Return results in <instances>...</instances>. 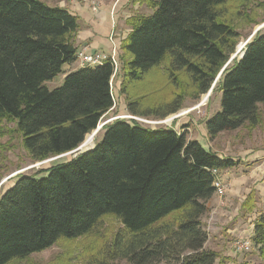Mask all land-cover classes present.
Here are the masks:
<instances>
[{"label":"trees","instance_id":"obj_1","mask_svg":"<svg viewBox=\"0 0 264 264\" xmlns=\"http://www.w3.org/2000/svg\"><path fill=\"white\" fill-rule=\"evenodd\" d=\"M224 2L133 0L150 11L125 20L129 31L118 49L120 92L165 62L174 83L183 71L195 97L207 93L239 38L222 15ZM78 30V16L65 7L45 0H0V123L15 122L34 161L89 143L96 131L90 132L114 106L115 69L109 57L66 70L59 87L49 90L45 85L77 61ZM217 90L219 110L205 120L210 140L259 121L264 30L249 39L241 58L223 69ZM126 108L132 115L164 117L180 104L172 99L139 110L133 100ZM102 130L91 149L50 165L40 171L44 176L21 174L1 193L0 264L25 259L61 239L78 238L106 215L123 226V233L113 237L111 257L130 264H229L227 257L205 246L201 217L215 194L213 170L229 169L234 161L169 127L116 118ZM254 205L250 192L241 209L251 213ZM172 214L173 221L165 222ZM250 238L264 257V211L254 219Z\"/></svg>","mask_w":264,"mask_h":264},{"label":"rangeland","instance_id":"obj_2","mask_svg":"<svg viewBox=\"0 0 264 264\" xmlns=\"http://www.w3.org/2000/svg\"><path fill=\"white\" fill-rule=\"evenodd\" d=\"M45 1L49 5L60 7H71L72 1L77 2V0ZM112 1L109 0L107 4L102 5V9L111 7ZM116 5L118 27L115 25L117 16L115 20L112 16L109 17V13L94 17L93 22L97 26L92 38L95 45L89 50L86 49L87 52L110 55L111 46L105 41L112 27L115 25L114 36L119 49L120 41L129 31L126 18L134 13L150 11L145 4L133 3V0H119L113 7ZM114 11L110 12L113 16L116 14ZM221 11L223 17L239 33L235 50L225 63L224 69L230 67L241 56L245 44L256 32L264 30V0H225ZM92 13L94 12H91L90 16ZM120 53L118 50L117 66L112 81L114 106L102 116L98 127L90 132L96 131L89 143L84 145L81 143L79 148L68 153L34 161L21 143V135L16 129L15 122L0 123V195L14 183L19 175L44 176L46 173H40V171L94 146L95 142L101 139L102 126L116 118L134 120L150 128H173L178 132H186L188 138L198 140L206 149L218 156L234 161L233 167L218 171V176L224 185V192L221 196L214 194L207 201V211L201 217V223L207 233L205 246L216 251L219 256L227 257L229 264H264V257L259 255L250 238L254 219L264 211V105H258L259 121L257 123L246 122L235 130L222 131L215 139L210 140L206 134L205 120L219 110L218 75L212 84L211 92L195 97L184 72H177V80L174 83L165 72L166 63L164 62L151 70L141 81L130 84L123 93L119 89L122 79ZM67 66H70V70L75 69L78 67V62ZM67 72L64 66L61 73L45 82L47 88L51 90L59 87ZM172 99L178 100L180 108L164 117L155 114L132 115L126 108L127 102L133 100L138 101V108L141 110L146 107L164 105ZM250 192L253 194L255 205L251 213H244L241 203ZM175 215L166 217L164 221H173ZM117 232L123 233L120 221L111 215H106L88 233L72 240H58L43 251L33 253L22 260H13L8 264H130L116 255L110 256L111 243ZM238 240L248 241V250H237L235 242Z\"/></svg>","mask_w":264,"mask_h":264},{"label":"crops","instance_id":"obj_3","mask_svg":"<svg viewBox=\"0 0 264 264\" xmlns=\"http://www.w3.org/2000/svg\"><path fill=\"white\" fill-rule=\"evenodd\" d=\"M93 1H96L98 3V7H97L98 10L96 12L92 11L88 5L86 4L82 5L74 1H72L71 7H65L72 14L78 16L79 30L76 35L75 44L77 45V47H80V45H83L79 49L85 48L89 50L95 45V42L93 41V38H92L94 35L95 26H97L93 22L94 17L108 15L109 13V17L112 16L115 20V17L117 16V20L115 22H116V26L118 27L117 25L118 24V13H117L118 7L117 5L113 7V5L115 4L116 1H119V0H113L111 7H108L106 9H102V5L107 4L109 0H93ZM111 11H114L116 14H114L113 16L112 14H110ZM91 12H94L95 14L92 13V16H90ZM105 42H108L107 38ZM65 67H66V70L70 69V66L65 65Z\"/></svg>","mask_w":264,"mask_h":264},{"label":"built area","instance_id":"obj_4","mask_svg":"<svg viewBox=\"0 0 264 264\" xmlns=\"http://www.w3.org/2000/svg\"><path fill=\"white\" fill-rule=\"evenodd\" d=\"M77 2L81 4H87L91 8L92 11L94 12L97 11L98 3L96 1L77 0ZM114 29L115 27H112L107 37L111 45L110 55H105L104 53H100V52H87L85 48L80 49L78 50L77 55H76L78 66L97 65L109 57L113 63L114 69L116 70V66H117L116 57L118 53V47H117L116 39L114 36L115 34ZM213 173L215 175V180H214L215 194L221 196L224 192V185L222 184L218 176V171L213 170ZM235 248L239 251H246L249 248V242L238 240L235 242Z\"/></svg>","mask_w":264,"mask_h":264},{"label":"water","instance_id":"obj_5","mask_svg":"<svg viewBox=\"0 0 264 264\" xmlns=\"http://www.w3.org/2000/svg\"><path fill=\"white\" fill-rule=\"evenodd\" d=\"M243 52H244V50L242 51V54H241V56L243 55ZM241 56L239 57V58H241ZM238 58V59H239ZM222 71H223V68L221 69V71L219 72V74H218V78L220 77V75L222 74ZM211 90H212V87L210 88V90L208 91V92H211ZM98 127V126H97ZM95 132V131H94ZM87 135V134H86ZM93 147V146H92ZM92 147H89V148H86L85 150H83V151H80V152H84V151H86V150H89V149H91ZM79 148V147H78ZM77 149V148H76ZM76 149H74V150H76ZM79 152V153H80Z\"/></svg>","mask_w":264,"mask_h":264},{"label":"bare ground","instance_id":"obj_6","mask_svg":"<svg viewBox=\"0 0 264 264\" xmlns=\"http://www.w3.org/2000/svg\"><path fill=\"white\" fill-rule=\"evenodd\" d=\"M81 148V147H80Z\"/></svg>","mask_w":264,"mask_h":264}]
</instances>
